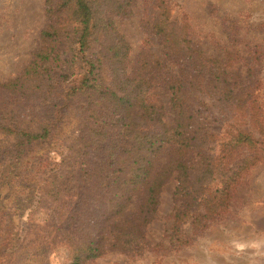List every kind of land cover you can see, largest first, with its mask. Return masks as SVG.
<instances>
[{
	"label": "rangeland",
	"instance_id": "obj_1",
	"mask_svg": "<svg viewBox=\"0 0 264 264\" xmlns=\"http://www.w3.org/2000/svg\"><path fill=\"white\" fill-rule=\"evenodd\" d=\"M161 1L132 0L131 13L115 15L114 22L130 44L126 71L131 72L139 59L149 60V98L168 110L171 93L166 89L167 81L181 73L183 59L169 51L163 34L155 27ZM166 1L171 19L176 21L175 29L185 24L187 37L201 51V55L191 56L190 68L210 59L217 71L225 70L224 86L229 84L231 89L226 97L221 84L210 83L213 76L203 72L197 77V87L191 86L188 93L190 110L198 111L206 126H202L187 157L200 166L201 152L206 153L209 167L216 172L202 180L207 183L204 192L191 195L190 214L176 218L174 214L181 211L185 199H175L180 182L172 175L161 188L150 218L141 224L143 237L140 244H133L135 248H121L116 226L135 223L141 196L135 195L128 208L114 217L106 215L104 195L110 189L83 188L85 204L81 212L92 195L90 212L82 213L86 233L95 234L98 227H104L101 254L84 264H264V0H164L165 4ZM47 10V0H0V85L23 75L35 54L46 45L42 32L52 21ZM26 93L27 90L18 96L9 91L1 93L0 113L2 109L11 110L25 124L38 127L48 114L47 105L42 99L39 101L37 93ZM79 119L69 112L48 138L28 147L27 153L33 159H48L49 169H55V163L67 153ZM165 120L171 122L169 113ZM239 133L248 134L253 142L235 144L233 137ZM9 143V139L0 136L1 148ZM169 156L170 150L161 157L162 165ZM230 169L237 173L235 179L224 180L222 174H232ZM191 183L199 189L201 180L193 176ZM3 189L1 198H14L6 187ZM41 205L47 204L35 198L27 209L14 211V241L23 239L27 226L32 228L30 238L39 239L38 243L50 232L57 236V242L50 243L54 236L43 242L50 249L46 251L47 262L69 264L72 256L65 228L73 225L68 224V215L56 210L58 214L50 217V210ZM31 216L33 222L27 225ZM60 217L62 227L56 229L60 225L52 226V220ZM175 221L177 229L173 230ZM137 235L140 236L139 231Z\"/></svg>",
	"mask_w": 264,
	"mask_h": 264
},
{
	"label": "trees",
	"instance_id": "obj_2",
	"mask_svg": "<svg viewBox=\"0 0 264 264\" xmlns=\"http://www.w3.org/2000/svg\"><path fill=\"white\" fill-rule=\"evenodd\" d=\"M161 2L155 27L163 34L169 51L183 59L181 73L167 81L166 89L171 93L168 110L149 98V60L139 59L131 72L126 71L130 44L115 26L114 16L130 14L132 0H47L52 21L42 32L46 45L35 54L23 75L0 85V95L9 91L18 96L26 90V94L37 93L48 113L38 127L25 124L11 110L2 109L0 113V136L10 140L6 146L0 145V193L6 187L14 197H0V264H49L46 251L50 249L43 242L50 236L55 238L51 244L57 242L56 235L48 232L38 243L39 239L30 238L32 228L27 226L22 240L15 242L13 237L14 211L27 209L35 198L46 202L41 207L50 210V217L59 211L68 215V224L73 225L65 228L72 256L69 264H84L101 254L104 227H98L95 234L86 233L82 213L90 212L92 195L81 212L85 204L83 188L110 189L104 201L106 215L114 217L128 208L135 195L141 196L135 223L116 226L117 242L123 249L141 243L140 226L150 218L161 188L172 175L180 182L175 199H185L175 218L188 216L193 205L191 195L207 189L204 179L216 172L209 167V156L201 152L200 166L187 157L202 126H206L199 112L190 110L188 93L191 86L197 87V77L203 72L213 76L210 83L221 84L226 97L231 89L229 84L224 86L225 70L217 71L210 59L190 68L191 56L201 55V51L187 37L185 24L175 29L170 6L167 1ZM69 112L79 116L80 123L66 155L55 163V169H49L48 159H33L27 149L48 138ZM168 113L170 123L165 120ZM233 139L235 144L253 142L245 133ZM199 140L203 142L202 137ZM169 150L170 156L162 165L161 157ZM230 170L232 174H222L224 180L235 179L237 173ZM193 176L201 180L199 189L191 183ZM32 217L27 225L33 222ZM62 217L52 220V226L59 224L56 229H60ZM175 224L173 230L177 229ZM76 230L83 232L81 237ZM8 246H14L10 252Z\"/></svg>",
	"mask_w": 264,
	"mask_h": 264
}]
</instances>
